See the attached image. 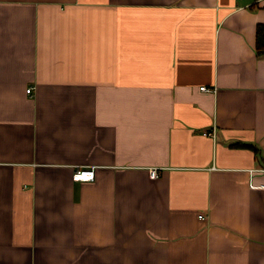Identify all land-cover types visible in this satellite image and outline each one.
<instances>
[{
    "label": "crops",
    "instance_id": "crops-1",
    "mask_svg": "<svg viewBox=\"0 0 264 264\" xmlns=\"http://www.w3.org/2000/svg\"><path fill=\"white\" fill-rule=\"evenodd\" d=\"M261 23L264 0H0V264H264Z\"/></svg>",
    "mask_w": 264,
    "mask_h": 264
},
{
    "label": "built area",
    "instance_id": "built-area-1",
    "mask_svg": "<svg viewBox=\"0 0 264 264\" xmlns=\"http://www.w3.org/2000/svg\"><path fill=\"white\" fill-rule=\"evenodd\" d=\"M203 90H209L207 87H201ZM28 93L32 92V87L27 89ZM150 176L152 178H156L159 176V172L156 169H152L150 171ZM95 177V169L94 168H79L73 173V180L75 181H91L94 180ZM202 217V216H201Z\"/></svg>",
    "mask_w": 264,
    "mask_h": 264
},
{
    "label": "trees",
    "instance_id": "trees-1",
    "mask_svg": "<svg viewBox=\"0 0 264 264\" xmlns=\"http://www.w3.org/2000/svg\"><path fill=\"white\" fill-rule=\"evenodd\" d=\"M256 53L258 57H264V23L258 24L256 30ZM234 146H245L246 144L236 143Z\"/></svg>",
    "mask_w": 264,
    "mask_h": 264
}]
</instances>
